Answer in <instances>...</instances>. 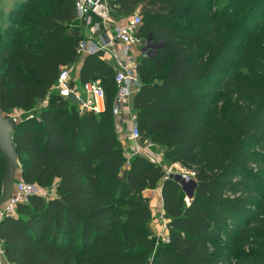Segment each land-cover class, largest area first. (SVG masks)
Returning a JSON list of instances; mask_svg holds the SVG:
<instances>
[{"label": "trees", "instance_id": "16d2710c", "mask_svg": "<svg viewBox=\"0 0 264 264\" xmlns=\"http://www.w3.org/2000/svg\"><path fill=\"white\" fill-rule=\"evenodd\" d=\"M75 1L0 0V110L23 112L15 182L54 188L0 220L7 261L264 264V0H109L116 20L139 9L137 36L158 44L137 56L132 99L158 163L128 159L111 113L114 69L104 52L77 53ZM72 64L81 83L103 87L104 111L81 112L53 91ZM175 163L194 184L164 178ZM4 169L0 154V194ZM158 186L167 242L142 195Z\"/></svg>", "mask_w": 264, "mask_h": 264}, {"label": "built area", "instance_id": "2783aa9c", "mask_svg": "<svg viewBox=\"0 0 264 264\" xmlns=\"http://www.w3.org/2000/svg\"><path fill=\"white\" fill-rule=\"evenodd\" d=\"M75 13L78 19L83 22V26L89 28L88 35L80 39L76 46V51L81 56L104 52L109 63L114 69V82L116 92L113 97L111 113L114 117L120 116L124 111L129 122L128 138L132 142L125 148L128 159L135 155H143L151 159L149 148L153 144L140 141V131L137 127V116L134 110L129 109L130 100L141 87L140 78L137 74V56H133L132 50L139 45L137 36L141 15L139 9L133 14L114 19L111 15L109 0H76ZM121 46L120 50L115 49V45ZM141 49L140 54L150 55L147 47ZM77 65H65L59 68L53 91L59 96L71 98L79 107L81 112L92 111L102 112L106 108L105 92L103 87L95 80H88L81 83L82 92L77 86L78 77L76 75ZM23 112L13 111L7 115L17 123ZM31 116V115H30ZM155 161V160H153ZM156 163L160 161H155ZM128 165V162L126 163ZM194 171L182 167L173 170L168 167L164 178L169 176L178 177L185 183L192 182ZM54 188H41L34 183L23 180L15 182L13 191L8 200L0 207V220L5 216H15L16 205L25 202L30 196L40 195L45 198L53 196ZM166 228L164 223L162 229ZM158 238L167 242L168 237L158 235ZM0 264H11L4 256L2 245L0 244Z\"/></svg>", "mask_w": 264, "mask_h": 264}, {"label": "crops", "instance_id": "0c3cea01", "mask_svg": "<svg viewBox=\"0 0 264 264\" xmlns=\"http://www.w3.org/2000/svg\"><path fill=\"white\" fill-rule=\"evenodd\" d=\"M83 32V37L88 35L89 33V28L88 27H83L82 29ZM121 46L116 44L115 45V49L120 50ZM140 53V51L136 50V48L134 47L132 50V55L133 56H138ZM79 66H77L76 68V75L78 77V71H79ZM79 82V81H78ZM133 99V98H132ZM130 100L129 103V109L130 111L133 110V100ZM114 122H115V126L117 129V132L119 134V138L121 140V143L123 144V146L129 147L132 142L129 141V138L126 137V131H128L129 128V122L127 119V114L123 111L120 116H116L114 117ZM145 144V142H144ZM149 153L151 154V159L155 160V161H160L161 160V155H162V150L157 148L156 146L152 145L149 148ZM170 168H172L173 170H177L178 168H180L179 164L175 163L172 165H168ZM143 197L148 199L149 201V207L151 210V222H150V228L152 230V233L155 236L158 235H163V236H167V229H162L165 221L162 218V214H163V200H162V196H161V186H158L155 189H146L143 191L142 193ZM188 197L191 196L190 194H187ZM1 244V241H0Z\"/></svg>", "mask_w": 264, "mask_h": 264}, {"label": "water", "instance_id": "95a60500", "mask_svg": "<svg viewBox=\"0 0 264 264\" xmlns=\"http://www.w3.org/2000/svg\"><path fill=\"white\" fill-rule=\"evenodd\" d=\"M155 52L156 50L153 52V55ZM15 124L16 123L6 113L0 110V154L5 160L2 191L0 194V207L5 204L10 197L16 176L19 174V163L17 160L16 148L12 139V130ZM176 179L180 180L178 177H176ZM180 182L184 184L182 180H180ZM188 184H194V182ZM145 264H151V261L148 260Z\"/></svg>", "mask_w": 264, "mask_h": 264}, {"label": "rangeland", "instance_id": "374dc122", "mask_svg": "<svg viewBox=\"0 0 264 264\" xmlns=\"http://www.w3.org/2000/svg\"><path fill=\"white\" fill-rule=\"evenodd\" d=\"M139 41H141V43L135 47L137 51L138 50L141 51V49H144L145 47H147L151 55L158 48V45L153 43V41L151 40L150 34H145V35L140 36ZM77 86L79 87V90L82 92L80 81L77 82ZM126 137L127 138L129 137L128 131H126Z\"/></svg>", "mask_w": 264, "mask_h": 264}]
</instances>
